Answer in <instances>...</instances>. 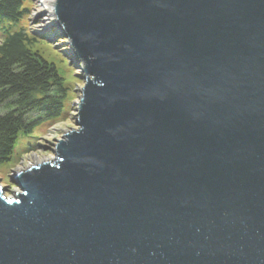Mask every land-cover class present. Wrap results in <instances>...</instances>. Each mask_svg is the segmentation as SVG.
<instances>
[{
    "label": "water",
    "instance_id": "95a60500",
    "mask_svg": "<svg viewBox=\"0 0 264 264\" xmlns=\"http://www.w3.org/2000/svg\"><path fill=\"white\" fill-rule=\"evenodd\" d=\"M53 1L84 84L0 264H264V0Z\"/></svg>",
    "mask_w": 264,
    "mask_h": 264
},
{
    "label": "trees",
    "instance_id": "16d2710c",
    "mask_svg": "<svg viewBox=\"0 0 264 264\" xmlns=\"http://www.w3.org/2000/svg\"><path fill=\"white\" fill-rule=\"evenodd\" d=\"M30 0H0V163L18 136L63 116L68 89L54 64L32 51L23 19Z\"/></svg>",
    "mask_w": 264,
    "mask_h": 264
},
{
    "label": "rangeland",
    "instance_id": "374dc122",
    "mask_svg": "<svg viewBox=\"0 0 264 264\" xmlns=\"http://www.w3.org/2000/svg\"><path fill=\"white\" fill-rule=\"evenodd\" d=\"M28 14L23 19L32 42L30 48L38 52L45 60L54 64L58 74L63 78L68 89L65 99L63 116L55 120H44L34 126L28 133L18 136L13 154L9 161L0 163V184L6 188L4 194L12 193L15 186L10 182L13 171L17 166L28 167L29 162L54 155L57 139L68 130L67 126H75L76 107L84 84L80 60L72 54L71 48L62 37V30L57 24H48L43 27L47 15L39 0H30L25 3Z\"/></svg>",
    "mask_w": 264,
    "mask_h": 264
},
{
    "label": "bare ground",
    "instance_id": "6f19581e",
    "mask_svg": "<svg viewBox=\"0 0 264 264\" xmlns=\"http://www.w3.org/2000/svg\"><path fill=\"white\" fill-rule=\"evenodd\" d=\"M39 4L43 6L45 9V13L47 15V18L44 19V23H42L43 27L47 26L48 24H55V18L53 14V6L54 1L53 0H39Z\"/></svg>",
    "mask_w": 264,
    "mask_h": 264
}]
</instances>
